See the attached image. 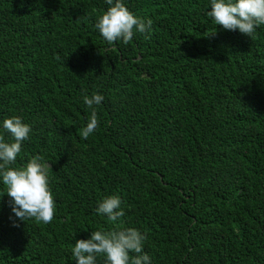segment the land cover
Wrapping results in <instances>:
<instances>
[{"label":"trees","instance_id":"trees-1","mask_svg":"<svg viewBox=\"0 0 264 264\" xmlns=\"http://www.w3.org/2000/svg\"><path fill=\"white\" fill-rule=\"evenodd\" d=\"M126 2L151 34L109 45L105 0H0V120L31 124L15 166L43 156L56 200L43 223L0 197V264H76L77 239L117 225L147 233L152 264H264V25L215 27L208 0ZM109 194L116 222L96 212Z\"/></svg>","mask_w":264,"mask_h":264},{"label":"clouds","instance_id":"clouds-1","mask_svg":"<svg viewBox=\"0 0 264 264\" xmlns=\"http://www.w3.org/2000/svg\"><path fill=\"white\" fill-rule=\"evenodd\" d=\"M106 9L97 18L94 27L109 45L117 41L131 42L138 34L150 36L154 21L143 17L127 5L126 0H105ZM205 15L226 30L253 36L264 25V0H208ZM215 31V28H214ZM104 95L93 92L84 94L83 102L90 115L81 135L87 139L100 126L98 108ZM33 128L20 115H11L0 120V185L5 186L3 197L11 200L14 217L26 220L35 218L50 223L56 212V200L50 186L48 161L41 155H33L22 166H15L24 142L30 139ZM122 200L118 194H109L98 202L96 212L108 221H119L124 215ZM147 233L133 226L101 227L92 230L86 239H77L71 249L76 264H152L146 252Z\"/></svg>","mask_w":264,"mask_h":264}]
</instances>
